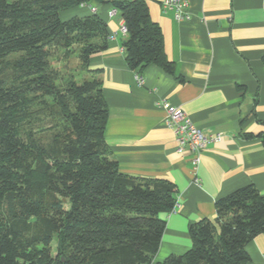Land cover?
Listing matches in <instances>:
<instances>
[{
    "label": "trees",
    "instance_id": "16d2710c",
    "mask_svg": "<svg viewBox=\"0 0 264 264\" xmlns=\"http://www.w3.org/2000/svg\"><path fill=\"white\" fill-rule=\"evenodd\" d=\"M93 2L123 18L129 69L174 73L147 0H0V264H153L176 206L172 183L124 175L112 159L90 70L108 26L97 14L61 19ZM76 52L81 74L58 68ZM215 209L214 222L190 228L186 254L157 264L247 263L246 246L264 233V196L247 186Z\"/></svg>",
    "mask_w": 264,
    "mask_h": 264
},
{
    "label": "crops",
    "instance_id": "0c3cea01",
    "mask_svg": "<svg viewBox=\"0 0 264 264\" xmlns=\"http://www.w3.org/2000/svg\"><path fill=\"white\" fill-rule=\"evenodd\" d=\"M161 1L147 5L174 73L151 65L140 74L143 85L127 66L119 13L111 16L110 6L96 2L65 12L68 19L97 14L108 26V49L91 57L90 70L102 82L109 110L105 138L120 172L176 188L153 264L186 254L190 228L216 220L218 199L247 186L264 196V0H187L191 19L184 22ZM162 102L181 108L206 136L222 134L202 153L197 176L190 156L176 152ZM246 252L245 264H264V233Z\"/></svg>",
    "mask_w": 264,
    "mask_h": 264
},
{
    "label": "built area",
    "instance_id": "2783aa9c",
    "mask_svg": "<svg viewBox=\"0 0 264 264\" xmlns=\"http://www.w3.org/2000/svg\"><path fill=\"white\" fill-rule=\"evenodd\" d=\"M161 6L164 11H171L177 22H184L191 19L189 5L187 0H162ZM96 13V9H92ZM117 10L110 12L111 16L117 15ZM121 32L127 35V29L124 24L121 26ZM139 85H143L144 80L140 74L136 76ZM165 110V126L173 132L176 138V152L181 156H190V162L193 166V174L197 176V171L201 163V155L207 149L211 142H218L222 139V134L218 133L206 136L179 108L168 103L160 104ZM197 181V178H196Z\"/></svg>",
    "mask_w": 264,
    "mask_h": 264
},
{
    "label": "rangeland",
    "instance_id": "374dc122",
    "mask_svg": "<svg viewBox=\"0 0 264 264\" xmlns=\"http://www.w3.org/2000/svg\"><path fill=\"white\" fill-rule=\"evenodd\" d=\"M66 13H62L61 14V19L63 21H67L69 20L68 17H66ZM78 53H73L72 56H71V61H68L66 62V65L65 67H63V65H58V68L61 69L63 72L66 70V69H70V73L73 74V75H76V74H81L82 72H80V70H77L78 68ZM65 69V70H64ZM49 133H45L44 135H48ZM66 207L69 208V205L66 204ZM56 241H54L51 245L52 247V250H56Z\"/></svg>",
    "mask_w": 264,
    "mask_h": 264
}]
</instances>
